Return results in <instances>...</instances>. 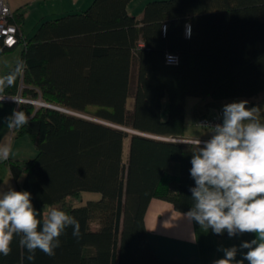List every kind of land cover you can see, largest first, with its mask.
<instances>
[{"label":"trees","instance_id":"16d2710c","mask_svg":"<svg viewBox=\"0 0 264 264\" xmlns=\"http://www.w3.org/2000/svg\"><path fill=\"white\" fill-rule=\"evenodd\" d=\"M130 1L92 0L42 21L27 38L14 10L22 48L2 75L15 78L0 96L40 97L70 112L20 103L29 123L13 131L27 134L37 153L0 162L14 180L23 175L21 188L41 220L47 207H58L79 221L80 236L69 226L55 255L37 250L33 262L16 237L0 264H189L155 253L144 214L153 198L184 213L193 206L195 146L167 139L184 138L186 98L264 89V0H151L141 18L129 12ZM15 46L0 38V55ZM166 54L178 62L168 63ZM82 191L100 198L78 205Z\"/></svg>","mask_w":264,"mask_h":264},{"label":"clouds","instance_id":"9594fccd","mask_svg":"<svg viewBox=\"0 0 264 264\" xmlns=\"http://www.w3.org/2000/svg\"><path fill=\"white\" fill-rule=\"evenodd\" d=\"M186 36H191L190 26H186ZM14 78L15 74L0 79V90L11 85ZM248 103L241 100L225 104L222 123L211 127L210 139L183 142L195 146L190 161V175L195 181L190 188L193 206L186 217L217 235L226 232L229 237L245 233L256 236L242 242L239 249H222L224 257L214 264H243L244 260L264 264V112L259 106L248 107ZM5 119L9 129L29 123L23 110H13ZM10 154L9 146L0 145V160H7ZM39 217L30 192L11 187L0 190V255L9 256L13 240L19 237L20 246L28 253L26 259L33 262L37 250L54 256L69 226L74 237L80 236L79 221L63 210L51 208L42 220ZM242 249L247 251L236 260Z\"/></svg>","mask_w":264,"mask_h":264},{"label":"crops","instance_id":"0c3cea01","mask_svg":"<svg viewBox=\"0 0 264 264\" xmlns=\"http://www.w3.org/2000/svg\"><path fill=\"white\" fill-rule=\"evenodd\" d=\"M10 1L7 0L13 10L19 9L21 6L17 5V3H10ZM91 1L67 0L66 5L62 2V7L56 10V15L53 18L68 11L82 10ZM131 1L128 3V7ZM142 13L143 9L135 16L141 18ZM241 100H247L249 102L248 107H261L262 112H264V89L252 96L224 99L187 97L185 102L183 137L188 139L200 138L201 140L210 139L211 132L205 135L188 133L186 131L188 124L197 125L196 121L200 116L213 114L219 110L222 111L225 104ZM185 214L184 212L176 211L168 201L158 198L150 200L144 214V223L152 248L159 257L189 264H214L215 260L224 257L222 249L232 246H236L239 249L242 242L251 241L256 238L253 233H245L234 237L217 236L211 229L204 230L194 220L190 221ZM246 251L247 249L238 251L236 260H241L243 258L242 254ZM243 264H249V262L244 260Z\"/></svg>","mask_w":264,"mask_h":264},{"label":"rangeland","instance_id":"374dc122","mask_svg":"<svg viewBox=\"0 0 264 264\" xmlns=\"http://www.w3.org/2000/svg\"><path fill=\"white\" fill-rule=\"evenodd\" d=\"M147 1H151V0H132L128 7L129 12L134 15H137L138 13H140V11H142ZM62 2L64 5L67 4V0L65 1L11 0L10 1V3H17V5H21L19 7V12L23 16L22 33L26 38L30 37L35 32L38 25L42 21L53 18L54 15H56L55 14L56 10L62 7ZM21 48H22V44H18L11 51H8L0 55V79H2V75L5 73V71L8 70L20 58ZM133 84H134V73L132 76V85ZM2 94H3V88L2 90H0V95ZM9 97L11 98L10 100H4V99L0 100V145L9 146L11 149V154L9 158L13 160H19L21 162L22 160H28L33 158L37 153V149L35 148V145L33 144L31 138L27 134L18 135L15 131H13V129H9L5 118L9 117L12 114L13 110H17V107H19L20 103L29 102L33 106L37 107V106H41L40 103L42 102L45 103V102L40 97H37L35 99H29V98L27 99L24 96H21V94L19 93ZM132 105H133V97L130 96L127 99L126 106L128 109H131ZM72 113H76L86 117H91L87 114H81L77 112H72ZM186 129L188 133L195 135H202V134L205 135L211 132L210 130L202 128L201 126L190 125V124H188ZM126 130L132 132L129 129ZM128 145H129V137H126L124 139V147H123L124 161L126 160L128 154ZM22 180H23V175H20L17 180H14L10 174L8 163L6 161L0 162V190H4L11 187L16 191H23V189L21 188ZM99 198H100V194L97 192L82 191L80 193L81 201L78 203V205L84 204L87 200H97ZM51 208H55V207L54 206L47 207L45 209V212H47ZM95 225L96 224L93 223V226Z\"/></svg>","mask_w":264,"mask_h":264},{"label":"built area","instance_id":"2783aa9c","mask_svg":"<svg viewBox=\"0 0 264 264\" xmlns=\"http://www.w3.org/2000/svg\"><path fill=\"white\" fill-rule=\"evenodd\" d=\"M14 19V10L9 6L7 0H0V38L3 41V44L6 47L15 46L18 43V37L21 34L18 25L13 21ZM186 26H189L186 24ZM165 25H163L162 30L164 32ZM185 34H186V27H185ZM171 56L173 59L169 60L168 57ZM166 60L168 63H176L177 57L172 54L165 55ZM4 100H10L9 96H0ZM21 100V99H20ZM27 100V99H26ZM43 103V102H42ZM217 123H222V111H217L213 114H206L200 116L196 124L201 126L202 128L208 129L212 131L211 127L216 125ZM167 139L170 140H178V138L168 137ZM195 139H188V138H180V141L187 142L192 141ZM206 141V140H201Z\"/></svg>","mask_w":264,"mask_h":264},{"label":"water","instance_id":"95a60500","mask_svg":"<svg viewBox=\"0 0 264 264\" xmlns=\"http://www.w3.org/2000/svg\"><path fill=\"white\" fill-rule=\"evenodd\" d=\"M41 105H44V106H49V107H52V108H56V109H59V110H62V111H65V112H69V111H67L66 109H64V108H62V107H59V106H52V105H50V104H45V103H40ZM91 119H94V118H91ZM95 120V119H94ZM97 120V119H96ZM98 121V120H97ZM100 121V120H99ZM104 123H106V122H104ZM133 132V131H132ZM137 133V132H136ZM176 141H180V138L178 139V140H176Z\"/></svg>","mask_w":264,"mask_h":264}]
</instances>
